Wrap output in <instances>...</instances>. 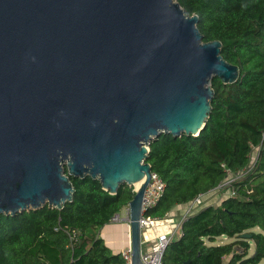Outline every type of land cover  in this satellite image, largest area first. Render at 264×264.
<instances>
[{
  "label": "water",
  "instance_id": "95a60500",
  "mask_svg": "<svg viewBox=\"0 0 264 264\" xmlns=\"http://www.w3.org/2000/svg\"><path fill=\"white\" fill-rule=\"evenodd\" d=\"M197 22L177 0H0V214L62 208L69 176L111 194L143 179L128 202L131 264H142L149 142L197 135L211 79L239 76Z\"/></svg>",
  "mask_w": 264,
  "mask_h": 264
},
{
  "label": "trees",
  "instance_id": "16d2710c",
  "mask_svg": "<svg viewBox=\"0 0 264 264\" xmlns=\"http://www.w3.org/2000/svg\"><path fill=\"white\" fill-rule=\"evenodd\" d=\"M177 1L197 15L203 41L220 40L221 56L239 67V76L232 83L211 79V109L197 135L160 133L149 142L146 161L165 187L145 214L163 218L175 205L216 187L227 171L241 172L232 181L233 195L182 219L162 263L264 264V0ZM69 179L73 197L62 208L45 204L0 214V264H123L99 230L128 204L132 186L123 184L111 194L88 175ZM64 226L80 230L73 249ZM244 232L250 234L246 239ZM218 236L233 240L212 244Z\"/></svg>",
  "mask_w": 264,
  "mask_h": 264
},
{
  "label": "built area",
  "instance_id": "2783aa9c",
  "mask_svg": "<svg viewBox=\"0 0 264 264\" xmlns=\"http://www.w3.org/2000/svg\"><path fill=\"white\" fill-rule=\"evenodd\" d=\"M242 173L235 172L231 173L227 171V176L218 183L216 187L210 189L206 193H200L191 199L185 207L184 213L182 214L180 221L178 235L181 230V221L189 213L193 212L197 208L204 205V196L210 192H215L220 196L224 195H233L235 190L232 186V181L238 178ZM143 179L140 181L142 182ZM165 184L162 178L158 175L157 172L151 170L148 182L144 188L142 199H141V216L138 219L141 238L143 237L147 240L148 248L147 250L141 252L140 258L142 264H163L162 258L168 242L172 239V235H169L168 232L164 230H153L152 228L157 221L160 219L158 217L146 215L145 212L153 207L159 198L161 197L164 191ZM137 187L132 185V191L134 192ZM109 222H120L124 221L129 224V206L125 205L120 211L114 212L109 220ZM59 227H56L58 229ZM64 233L67 236V246L71 249L74 248L75 244L78 242L80 236V230L77 228L62 227ZM148 233V234H147ZM142 241V239H141ZM121 259L123 264H131V247L124 248L120 251Z\"/></svg>",
  "mask_w": 264,
  "mask_h": 264
},
{
  "label": "crops",
  "instance_id": "0c3cea01",
  "mask_svg": "<svg viewBox=\"0 0 264 264\" xmlns=\"http://www.w3.org/2000/svg\"><path fill=\"white\" fill-rule=\"evenodd\" d=\"M212 194L208 193L204 196V205L207 204H214L218 202L219 198L211 197ZM186 205H175L166 213V215L163 218H159L160 220L155 223L156 226H154L153 230H164L168 232L169 235L173 234L172 236L175 237L178 235L179 227V221L184 213ZM148 234V233H147ZM99 235L102 238L103 242L109 247V249L113 253H119L122 249L127 248L130 246V227L129 224L120 221V222H107L104 224L100 230ZM172 237V238H173ZM227 238L226 236H218L215 238ZM141 252L147 250L148 243L147 240H145L143 237L141 238ZM229 240H226L224 242H228ZM220 242L219 243H224Z\"/></svg>",
  "mask_w": 264,
  "mask_h": 264
},
{
  "label": "rangeland",
  "instance_id": "374dc122",
  "mask_svg": "<svg viewBox=\"0 0 264 264\" xmlns=\"http://www.w3.org/2000/svg\"><path fill=\"white\" fill-rule=\"evenodd\" d=\"M211 194H212V196L211 197H213V196H215L214 197V201H215V198H219L220 197V195L219 194H217V193H215V192H210ZM254 231H257L258 230V228H254L253 229ZM226 240H229V241H231V240H233V238H218V239H216L212 244H217V243H219V241L220 242H224V241H226ZM207 242V241H206ZM253 242H250V248H249V253H252L253 252Z\"/></svg>",
  "mask_w": 264,
  "mask_h": 264
},
{
  "label": "bare ground",
  "instance_id": "6f19581e",
  "mask_svg": "<svg viewBox=\"0 0 264 264\" xmlns=\"http://www.w3.org/2000/svg\"><path fill=\"white\" fill-rule=\"evenodd\" d=\"M139 184H140V181H139V182H136V183H135V186L138 187Z\"/></svg>",
  "mask_w": 264,
  "mask_h": 264
}]
</instances>
